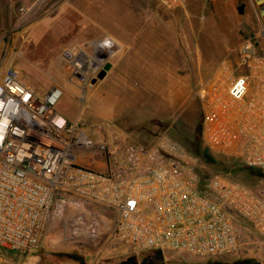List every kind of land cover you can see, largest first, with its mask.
<instances>
[{"label":"built area","instance_id":"1","mask_svg":"<svg viewBox=\"0 0 264 264\" xmlns=\"http://www.w3.org/2000/svg\"><path fill=\"white\" fill-rule=\"evenodd\" d=\"M185 9L187 0H158ZM114 48V52H97ZM118 45L94 43L100 67L85 69V47L64 52L83 83ZM94 56V57H95ZM62 96L41 99L13 66L0 78V250H38L60 221L76 238L96 240L116 214L112 240L133 253L174 252L201 259L244 257L264 237V199L222 177L202 185L185 150L172 142L126 144L115 155L55 111ZM206 146L264 172V28L196 86Z\"/></svg>","mask_w":264,"mask_h":264},{"label":"rangeland","instance_id":"2","mask_svg":"<svg viewBox=\"0 0 264 264\" xmlns=\"http://www.w3.org/2000/svg\"><path fill=\"white\" fill-rule=\"evenodd\" d=\"M34 1L35 5L28 0H0V78L13 66L41 99L52 90L61 91L55 111L78 123L79 131L95 145L111 146L112 156L126 144L153 147L172 142L185 150L186 161L200 177L220 174L190 150L189 141L201 136L203 119L194 92L210 69L224 60L211 58L215 44L233 43L230 56L249 37L260 35L264 0H188L186 9H167L157 0ZM107 37L121 44L107 58L114 65L112 71L96 85L92 80L83 83L64 60V52L81 46L96 59L94 43ZM88 66L92 64L86 63L85 69ZM201 145L215 159H222L202 140ZM236 178L264 199V177ZM105 214L107 226L96 240L74 237L60 221L50 227L38 250L28 254L0 250V264H121L130 258L138 264H189L208 260L174 252L135 254L112 240L117 216ZM255 240L251 253L220 260L264 264V237L255 236Z\"/></svg>","mask_w":264,"mask_h":264},{"label":"trees","instance_id":"3","mask_svg":"<svg viewBox=\"0 0 264 264\" xmlns=\"http://www.w3.org/2000/svg\"><path fill=\"white\" fill-rule=\"evenodd\" d=\"M202 114H203V111H202ZM199 133H201L200 138L197 137V138L189 141L190 142V144H189L190 150H191L193 157L202 160L206 165L215 167L216 170L220 173L217 176H222V177L230 180L233 183L244 185V186L248 187L249 189L256 191L252 186L247 185V184L242 183L241 181L237 180L236 177L240 176V175L264 177V172L261 170H258V169L249 168V167L245 166L241 160L231 158V157H228L225 155H222L223 156L222 159L217 160L211 154H209V151H204L202 149V145H201V140L204 141V138H203V119H202V125H201ZM136 145L147 147L146 145H142L139 143H137ZM214 177H216V176H214ZM214 177H209V178L208 177L207 178L200 177V179L202 181V185L204 186V185L208 184ZM154 252H157V251H154ZM157 253H160V252H157ZM189 264H254V263L251 261L224 262L220 259L219 260L218 259L217 260L208 259L206 261L192 262Z\"/></svg>","mask_w":264,"mask_h":264},{"label":"crops","instance_id":"4","mask_svg":"<svg viewBox=\"0 0 264 264\" xmlns=\"http://www.w3.org/2000/svg\"><path fill=\"white\" fill-rule=\"evenodd\" d=\"M158 1V0H157ZM28 2H32V5H35V1L34 0H28ZM159 2V1H158ZM187 3H188V0H187ZM161 5V4H160ZM187 6H188V4H187ZM34 7V6H33ZM187 8V7H186ZM185 8V9H186ZM257 36V35H256ZM255 37V36H254ZM250 38H252V37H249L248 39H250ZM114 39V38H113ZM115 40V39H114ZM116 41V43L118 44V45H120V47H121V44H120V42L118 41V40H115ZM243 43V42H242ZM242 43L238 46V47H236V49H234V50H237L241 45H242ZM232 45H233V43H231L230 41H228V40H224V42H222L221 43V45H219V44H215V48H214V50H211V53L212 54H210L211 55V58L212 59H225L228 55H229V53L231 52V50L233 49V47H232ZM208 52V51H207ZM206 51H205V53H207ZM229 57V56H228ZM215 66H213L211 69H210V71L214 68Z\"/></svg>","mask_w":264,"mask_h":264},{"label":"water","instance_id":"5","mask_svg":"<svg viewBox=\"0 0 264 264\" xmlns=\"http://www.w3.org/2000/svg\"><path fill=\"white\" fill-rule=\"evenodd\" d=\"M113 67H114L113 63L109 61L105 62L104 65L102 66V69L98 73L97 77L92 79V85H96L98 82L104 81L107 78L108 74L112 71ZM121 264H138V263H136L133 258H130Z\"/></svg>","mask_w":264,"mask_h":264},{"label":"bare ground","instance_id":"6","mask_svg":"<svg viewBox=\"0 0 264 264\" xmlns=\"http://www.w3.org/2000/svg\"><path fill=\"white\" fill-rule=\"evenodd\" d=\"M105 50H106V52H108V53L110 52V54H111V50H114V48L100 49V50H98V52H104ZM84 62L85 63H88V65L91 63L93 67H100V64L97 62V60L96 59H93V58H91L89 56H86L85 57V61Z\"/></svg>","mask_w":264,"mask_h":264}]
</instances>
